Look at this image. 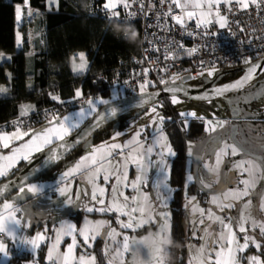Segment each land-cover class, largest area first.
I'll return each instance as SVG.
<instances>
[{"label":"snow or ice","instance_id":"obj_1","mask_svg":"<svg viewBox=\"0 0 264 264\" xmlns=\"http://www.w3.org/2000/svg\"><path fill=\"white\" fill-rule=\"evenodd\" d=\"M158 2L159 9H166V11H154L157 5L153 0H147V3H145V0H101L102 10L109 18H118L120 8H123L129 17H135L137 13H142L147 18L148 13L153 12L157 22L154 25L155 27H163L160 24L162 16L170 18L174 25L179 26L178 30L181 38L180 40H173L176 50H182L190 57L202 47H206V44L194 43L192 47H185V37L205 41L210 36H219L220 30L226 29L230 35L234 36L235 33L229 29V16L235 17L238 13H247L253 10L257 13H264V0H158ZM173 6L179 10V14H173ZM59 7L60 0H48L49 11H58ZM13 12L17 28L23 23L25 12L29 20L41 14L39 10L31 7L30 0H21V3H16ZM189 21L193 22L191 30L188 24ZM118 23L120 22L118 21ZM166 31H172V27H168ZM125 37L133 40L127 28L125 29ZM16 44L17 46L21 44L19 30L16 31ZM213 50H215V45H213ZM154 51L158 52L159 49L154 48ZM28 55L31 56L32 53H28ZM78 57L81 63L79 65L73 64L74 71L77 67L80 70L86 67L85 53L79 52ZM178 58L175 51H169L166 48L165 61ZM0 59L10 60L11 57L5 56L4 52H0ZM156 60L159 61L160 57L157 56ZM218 61L219 58L209 62L200 58L199 66L204 70L197 72L196 76L184 77L174 73L171 81L160 77L158 82L163 85V88L155 93H145L146 86L156 87L155 83L148 80L149 69L144 68L142 74H137L141 76V79H133L132 86L135 91V86L139 85L141 96L138 106H143L149 101L153 104L146 111L145 114L148 119L140 125V128L146 130L150 124L153 131L151 143H147L148 136L145 132V143L141 144V131L132 129L134 135L128 143L136 144L137 147L133 149L135 154L133 152H129L128 155L124 154V149L128 144L118 142V138L124 135L121 131L111 133L109 136L110 143L105 142L102 147L91 145L88 137L92 132L100 127V124L107 117H114L119 111L117 107L112 105L111 100L103 98L89 97L85 101L87 108L82 106L79 109L77 115L80 119H77L75 123L67 115L63 117L53 115L51 119L47 120V125L39 129L28 127L26 130H22L20 126H16L10 132L0 130V149L6 150V154L0 151V177H8L10 173L14 174L12 170L21 162L32 166L36 154L43 155L45 164L58 161L61 156L60 149L68 147L65 138L69 133L79 127L84 116L96 114L88 129L82 134L78 133V139L74 141V143L84 142L85 154L61 172L60 181H57V184H60L61 181L66 182L69 177L75 179V175L82 168L85 170L92 169L87 176L85 188L83 190L77 189L72 193L65 183L64 186H58L54 189L59 198L54 202V209L48 213L53 222L51 231L55 233V239L48 244L47 255L44 257L48 264H77V257L74 255L75 249L82 246L87 252L92 247V242L101 235V229H104L105 226H107V230L104 234L107 237L115 240L117 235L123 236L122 250L117 249L118 255L122 256L123 253L131 251L134 264H142V262L136 260L137 253L142 246L151 242L153 245L152 257L155 264H163V256L161 255L163 249L156 246V244L157 241L167 238V225L162 221H167L168 214L163 208L167 206V201L176 191H182L186 201L184 207L192 209L193 222L195 224L198 220L202 226L199 231L204 233V236L200 237L202 243H200L195 256L190 259L189 264H193V262L195 264H264V219L255 217V209L249 211L247 215L245 214V209L252 206L248 191L250 180L239 179L240 174L247 172L251 175L254 169L264 168V151L258 156L237 142L234 136L231 137L232 142L229 143L228 138L217 133V144L213 152L214 164L203 163L204 169H207L212 175L206 178L199 174V169L195 174L188 170L182 176L179 189H174L169 184L171 166L168 158L177 155L172 148L169 137L179 133L188 134L197 121L200 122L204 133H216L218 128L225 129V125L228 124L227 120L218 116L219 106L213 103L215 98L233 92L238 97H243V103L247 105H251L253 100L259 99V105L255 106L252 111L241 113V115L246 121L264 117V86L256 89L252 83L257 77L264 79V57L258 60H254L250 56L244 57L243 63L246 68L243 76L230 83L213 85L208 88L205 82L217 75L218 69L215 64ZM160 70L167 73V65ZM184 71L188 70L185 69ZM189 80L199 82L189 85L187 83ZM124 84L129 85V80H125ZM189 89H199V91L193 92ZM5 92H7V88L0 86V93ZM161 92L167 95L156 99ZM49 95L53 100H59V96L51 93ZM81 96V89L76 88L74 99L81 98ZM226 98L229 99V103H232L231 98ZM112 99H116L115 94H113ZM196 102H203L209 108L217 109V111H212L209 115L207 110L201 111V109L194 107ZM165 103L171 106H180L173 109L178 113V116H165L157 111V108L163 110ZM101 104L107 106L102 113L98 111V106ZM237 107H239V104H237ZM33 108L32 105L22 104L20 106V117H26L29 110ZM234 114H236L235 111ZM45 115L47 119V112ZM166 122L175 127L171 131H165ZM13 123L17 124L16 121ZM18 123L22 124L23 120H19ZM252 128L253 131L259 132L264 129V124L259 127L252 125ZM24 137H28V139L25 140ZM105 148L107 149L106 152L104 151ZM238 154L242 157L241 159H231L237 157ZM187 155L188 157L193 155V141L190 139L187 140ZM113 157L116 158L115 165L111 163ZM243 157L248 159L245 160ZM197 159L203 161V157L197 156ZM104 160L108 161L109 168L103 167L101 161ZM121 163H123V169L120 167ZM129 165L135 166V176L131 180H129L128 175ZM221 165L225 168L231 165L229 171L233 172V180L243 184V189H213V183H220V178L223 175ZM153 169L156 171V179L151 182V191H144V188L149 184V173ZM39 170L37 167H30L29 171L17 177L16 181L9 179L6 183L0 185V201H2L0 203V234H2L0 235V254L5 258H10L12 253L6 241L11 240L13 243L18 241L19 245H23L29 253L23 259V264H40L38 250L41 243L51 239L46 235L49 231L47 223L44 224L43 231H37L35 235L25 234V230L32 226V214L29 212L28 206H21L18 203V201L24 200L27 194H31L33 198L44 194L45 185L38 181L32 182L29 179L30 176H35ZM101 175L104 185H110L111 199H106L107 188L97 183ZM192 183H199L201 186L200 192L205 189L209 190L211 194L209 203L217 205L221 213L236 208L238 215H229L227 222H225L221 215H214L211 208L207 209V220L220 225L219 232L214 229L210 232L209 229L212 228V223H206L204 219L206 210L197 207V195H189V186ZM89 184L91 185L90 190L88 188ZM129 188L135 195H126L121 190ZM13 191H15L14 195L12 194ZM84 197L89 198V203L81 209L82 198ZM48 199L51 200V197H48ZM158 208L159 211H157ZM259 208L264 210V196L260 199ZM81 210L87 213L113 214L115 223L119 225L121 232L118 233L109 220L93 221L85 217L83 226H78V222L64 218L65 215L73 217V214L78 217ZM53 211L60 215H53ZM197 213L198 215H196ZM249 220L251 221L250 225L248 224ZM57 224H59V227L56 226ZM149 224H156L159 226L160 231L149 233L147 237H142L139 241L134 237H129L125 231L131 230L134 232ZM195 235L196 232L194 231L193 236ZM64 237H70L71 242L67 243L66 251L60 253L59 247ZM130 242L134 247H130ZM189 249L191 250V245ZM252 249H255V252L248 254L252 252ZM105 254H107V245H105ZM78 264H96V257L81 254L78 257ZM109 264H112L111 260ZM148 264H152V261H148Z\"/></svg>","mask_w":264,"mask_h":264},{"label":"trees","instance_id":"obj_2","mask_svg":"<svg viewBox=\"0 0 264 264\" xmlns=\"http://www.w3.org/2000/svg\"><path fill=\"white\" fill-rule=\"evenodd\" d=\"M16 3H21V0H0V52L11 57L10 60L0 59V86L7 88V92L0 95V124L20 117L22 104L32 103L33 112L50 106L54 100L49 93L67 98L75 93L76 88H80L84 93L101 91L106 95L109 91L105 87L100 83L93 84L94 76L98 73L111 74L120 61L128 65L134 56L139 55L140 29L137 24L110 22L100 14L89 15L90 9L99 10L101 0H60L58 11H49L47 0H30L31 7L39 10L41 14L35 17L34 51L29 56L28 53L31 51L27 24L20 29L22 46L18 48L16 44L17 30L13 12ZM126 28L134 35L133 40L124 37ZM79 52H84L89 62L86 72L82 74L74 73L71 69V59ZM239 76L240 73H235L227 76L226 80ZM169 114H172V110L167 109L166 115ZM42 125L44 124L36 127ZM111 125L102 127L94 133L91 136L94 142L108 139ZM173 127L175 126L171 123H165V131H171ZM204 135L202 126L197 121L188 134L179 133L169 137L173 150L177 153L170 165L169 183L172 188L181 187L182 176L185 174V142L189 139L198 141ZM80 152L81 147L65 160L78 157ZM63 161L39 180L54 179ZM26 165L20 163L12 170L14 174L10 173L8 177L1 178L0 182L13 177ZM195 189L190 186V192H194ZM182 194V191H176L170 202L171 234L166 264H189L187 249L189 237L183 223ZM80 216L81 213L78 217L74 214L72 218L79 223ZM102 246L103 240L99 238L90 251L94 253L98 264H108ZM81 254L85 253L80 251L79 256ZM28 255L26 252H14L8 264H23V259ZM44 257L45 247L42 245L38 257L40 264H44Z\"/></svg>","mask_w":264,"mask_h":264},{"label":"rangeland","instance_id":"obj_3","mask_svg":"<svg viewBox=\"0 0 264 264\" xmlns=\"http://www.w3.org/2000/svg\"><path fill=\"white\" fill-rule=\"evenodd\" d=\"M85 58H86V62H87L86 67L83 70H80L77 67L76 70L74 71L73 70V64L79 65L81 63V61L79 60L78 53H76L72 57L71 69L74 73L80 74V73L86 71V69L88 68V65H89L86 54H85ZM211 78L214 79L215 76L211 77ZM252 83L256 89H259V88H261V86H264V79L257 78ZM113 94L116 95V99H112ZM0 95H3V94L0 93ZM227 97L232 99V103H229L228 98H219V99H215L213 101L214 104L219 106L218 116L220 118L228 121V124L225 125V129H227V131H225V129H219L218 128L216 133H206V135H204L203 137L200 138L201 139L200 141H193V155L191 157H188V155H187V141L185 142V174L188 170H191V168L193 167L194 169H196V171H198V169H199L200 175H202L206 178L211 176L212 174L209 173L207 171V169H204L203 163L207 162L210 165L214 164L213 152H214V149H215L216 144H217V141H216L217 133L224 135L226 138H228V142L231 143L232 142L231 137L233 136L232 135L233 124H231L229 120H230L231 116L235 115L234 110L237 109L240 112L238 117H241L243 120H245L243 118V116L241 115V113L250 112L255 108V106L260 104L259 99L253 100L251 105L244 104L243 103V97H238L236 93L230 94ZM94 98L108 99V100H111V102H112V101L120 100L122 98V96L120 95V93L117 90H111L106 95L101 94V95L94 97ZM237 104H239V107H237ZM101 105H103V104H101ZM99 106H98V109H99ZM152 106H153V104H151L150 106H148L144 109L135 110L133 112H130V113L122 116L121 118L117 119L115 122L112 123L111 133H114L116 131H121L122 133H124V135H122L120 138H118V142H124V143L128 144V146L124 149L125 155H128L129 152H133V149H135L137 147L135 143H128L132 140V136L134 135V132L132 131V129H136L138 131H141V133H142V135L140 137L141 144L145 143V140H144L145 132L148 136L147 143H151V134L153 131L151 125L149 124V126L146 130L140 128V125L147 121L148 117L145 113ZM84 107L87 108V105ZM178 107H180V106H171L170 104L165 103V107L163 108V110L157 108V111H160L161 114H163L165 116H173L174 117V116H178V113L176 111H174L173 109L178 108ZM194 107L201 109V111L207 110L209 115H211L212 111H217V109L209 108V106L203 102H196L194 104ZM79 109L80 108H76L74 110L68 111V112L64 113L63 115H61L60 117L67 115L71 118V121L73 123H75L77 119H80V117L77 115L79 113ZM167 109L172 110V114L166 115ZM91 116H84L82 118V121H81L79 127L73 129L66 138H68L76 130H78ZM122 124H125L124 127H121ZM46 125L47 124H44L42 126H38L36 128H33V129H39V128L46 126ZM239 125H241V124H239ZM250 125H251L250 122H246V121L242 122L243 132L245 131V135H246L245 144H242L238 139L237 140L239 143L244 145L251 152H254L256 155L259 156L261 154V152L264 151V129L259 131V132H255V131H253V128ZM24 139L26 140V139H28V137H24ZM88 139H89L91 145L96 146V147H102L105 142L110 143L109 138L102 141V142H98V143L94 142L93 138H91V137ZM46 150L47 149H45V151ZM104 151L106 152L107 149L105 148ZM84 154H85V146L83 143L81 146L80 155L78 157H74V158H71L68 160H64L62 162V164L60 165V168L58 170L59 171L58 175L54 179L37 180L38 182H40L46 186V188H44V194L43 195H40V196L33 198L31 196V194H27L26 198L24 200H22V201H25L27 203V201H29L27 199H29V198L31 199V201H29V203L26 206H28L29 212L32 214V217H31V225L32 226L25 230V234L35 235V233L37 231H43L45 223H47V225H48L49 220H51V222H52V218L48 215V213H49V211H52L54 209V206H55L54 202L59 198L58 193H56L54 191V189L56 187L64 186L66 183L69 187V191L72 193H74L77 189L83 190L85 188V185L87 183V176L89 174V171H91L92 169L85 170L82 168L81 171L75 175V179H72L71 177H69L66 182L61 181L60 184H57V181H60V173L65 171L71 165H73L79 159V157L81 155H84ZM133 154H135V153L133 152ZM39 155H41V154H36V157H38ZM97 155L99 156V154H97ZM197 156L203 157V161L198 160ZM172 158L173 157L168 158L169 164H170V159H172ZM231 159L236 160L235 158H231ZM247 159L248 158L246 157L245 160H247ZM101 163H102L104 168L110 167L107 160L101 161ZM111 163H112V165H115V163H116L115 157L112 158ZM120 167H121V169H123V167H124L123 163H121ZM230 168H231V165H229L228 168H225L223 165H221V171H222L223 175L220 178V183H215V182L213 183V189L227 190V189L231 188V189L240 190V189L244 188L243 184H239L237 181L233 180V172L229 171ZM194 169H193V171H195ZM128 175H129V180H131L135 176V166L134 165L128 166ZM155 179H156V171H155V169H153L149 173V184L146 188H144V191H151V182ZM239 179L250 180V186L248 188V191L250 193L249 198H251V200H252V206L249 209H245V214L247 215V213L249 211H252L253 209H255V217L264 218V210H261L259 208L260 199L262 196H264V168L254 169L252 171L251 175H249V173H247V172L240 174ZM37 181H35V182H37ZM222 182H223V184H222ZM97 183H99L102 186H105L107 188L106 199H111L110 185H104L102 175L97 180ZM47 187H50L49 193L46 192ZM199 187H201V186L199 185ZM88 188H89V190L91 189L90 184L88 185ZM121 190L124 191L126 195H129V196L135 195V193H133L130 188L126 189V190L125 189H121ZM198 191L200 193L199 195L197 193H194V192H189V195L190 196L191 195H197V200H198L197 207L198 208L202 207L206 210L204 219H207V209H209V208L212 209L214 215H221L223 219L224 218L228 219L229 215H232V216L238 215L236 208H232L230 210H226L224 213H221L219 211V208L217 207V205L209 203V201L211 199V194L209 193L208 189H205L203 192H200V189L198 188ZM48 197H51V200H49ZM171 198H172V196L167 201V206L163 208V210L168 214L167 221H162V223H166V225H167V228H166L167 238H163L159 242L157 241V244H156V246L162 247V249H163V251L161 253V255L163 256V264H165V257L167 255V251H168L167 246H168V241H169L170 234H171V211H170V200H171ZM245 199H248V198H245ZM88 203H89L88 197L82 198L81 209H83V206L85 204H88ZM185 203H186V201L183 197V206L185 205ZM237 203H239V202H237ZM159 210L160 209L158 208L157 211H159ZM80 213H82V214L80 216V219H79L80 222L78 223V226H83V221H84L85 217H87L89 220H93V221H95V220H109L112 222V227L115 228L118 233L121 232L119 225L115 223V216L111 213H109V214H100V213L95 214V212L94 213H87V212H84L83 210H81ZM18 215H21V214H18ZM53 215H60V214L53 211ZM137 215H139V214L137 213ZM196 215H198V213ZM186 216H187L186 221L190 220V218L193 216L191 208H187V209L185 208V217ZM248 223H250V220L248 221ZM52 225H53V222H52ZM199 226H200V224L197 225L196 227L200 228ZM48 228H49V226H48ZM194 229H195V227H194ZM106 230H107V226H105L104 229H101V235L98 236L96 238V240L92 242V247H93L94 243L99 238H101L103 240L102 248H103L104 254H105V245H107V254H105V257H106V261L108 264H109L110 260L112 261V264H134L131 251H129L127 253H123L122 256L117 254L118 248L122 250L123 236L117 235L115 237V240H114L113 238L107 237L104 234L106 232ZM125 231L129 235V237H134L137 241H139L142 239V237H147L149 235V233H158L160 231V229H159V226H157L156 224H149V225H145L143 228L137 229L134 232L131 230H125ZM46 235L48 237H50L51 239L42 242L40 248L44 244L45 252L47 255V246H48V244H50L54 241L55 233L52 234L48 231L46 233ZM78 239H80V238H78ZM9 241H10V243H12L14 245V248L16 251H18V252L25 251L26 253H28V250L23 245H19L18 241L16 243H13L11 240H9ZM117 242H119V243H117ZM130 247H134V245H131V242H130ZM91 248H89L87 250V252H85V250L82 246H79L75 249L74 255L77 257V264H78L79 251L84 252L85 255H94V253L92 251H90ZM198 248L199 247L195 246V245H193V247H191L192 253H194V255L196 254V251ZM39 250H38V257H39ZM77 251H78V254H77ZM152 251H153V245L151 244V242L145 244L144 246H142L140 248V250L138 252L139 259L141 261H146V262L152 261V264H155V261L153 260V257H152ZM7 259H9V258H5L4 256L2 258H0V264H6ZM45 262H46V264H48V262L46 260H45ZM96 264H97V261H96Z\"/></svg>","mask_w":264,"mask_h":264},{"label":"built area","instance_id":"obj_4","mask_svg":"<svg viewBox=\"0 0 264 264\" xmlns=\"http://www.w3.org/2000/svg\"><path fill=\"white\" fill-rule=\"evenodd\" d=\"M157 5L154 11H166V9H159L158 0H153ZM147 3V0H145ZM174 8L173 14H179V10ZM134 10V9H133ZM120 16L118 18H109L102 10V5L98 11L89 10V15L95 16L100 14L104 19L110 22H121L124 24L135 25L137 24L140 29V51L138 56H134L128 65L123 62H119L118 66L111 74L98 73L93 78V84L100 83L108 91L117 90L123 98L135 97L141 94L139 85L135 86L133 90L132 80L141 79L139 74H142L144 68H148V80L155 83L156 87L148 85L145 87V92L162 89L163 85L159 84V78L164 77L166 80L171 81L173 74H179L187 77L189 75L196 76L197 72L204 69L199 66V59L203 58L206 62L215 61L219 58V61L215 64L218 69V73L226 70L237 69L244 67V57H252L254 60H258L264 57V13H257L256 11L241 12L235 17L229 16L228 25L231 32L235 33L234 36L229 34V31L220 30L219 36H210L205 41L193 40L192 38L185 37V47H192L196 44H206V47H202L193 56L186 55L182 50H176L173 40H180L179 26L174 25L170 18L161 17L160 24L163 27H155L156 19L153 12L148 13L146 18L142 13H137L135 17H129L123 8L119 9ZM147 11V9H146ZM192 21H189L190 26ZM168 27H172V31H166ZM215 31V29H213ZM134 36V35H131ZM125 37V36H124ZM126 38V37H125ZM251 42V43H250ZM215 45V50H213ZM154 48L159 51H154ZM166 48L169 51H175L178 59L168 61L164 60L166 55ZM159 56L160 60L157 61L156 57ZM139 61V63H138ZM167 65L168 72L165 73L160 69ZM187 69L188 71H184ZM129 80V85H125L124 81ZM213 78H209L208 83ZM199 81L189 80L187 83L193 84ZM177 83H179L177 81ZM81 98L74 99L75 93L67 98H61L54 100V102L39 111L28 112L26 117H17L9 122L0 124V130L13 131L16 126H20L22 130H26L28 127L34 128L40 124H47V120L51 119L53 115L61 116L63 113L86 106L85 101L89 97H97L102 94L101 91L95 93H84L82 90ZM47 112V119L45 113ZM176 117V116H174ZM23 120L22 124H19V120ZM16 121L17 124L13 122ZM2 235V234H0ZM13 255L14 252H11Z\"/></svg>","mask_w":264,"mask_h":264},{"label":"water","instance_id":"obj_5","mask_svg":"<svg viewBox=\"0 0 264 264\" xmlns=\"http://www.w3.org/2000/svg\"><path fill=\"white\" fill-rule=\"evenodd\" d=\"M245 68H246V66L241 67V68H237V69H231V70H226L224 72H221V73L217 74L212 81L206 83V87L211 88L213 85H216V83H217V81L219 79L224 78V77L229 76V75H232V74H235V73H240L239 77H241V76L244 75ZM238 78H236V79H238ZM257 78H259V77H257ZM230 82H228V83H230ZM158 90L159 89L153 90V91H148V92H145V93H155ZM189 90L193 91V92L199 91V89H195V90L189 89ZM230 94H233V92L226 93L225 96L217 97L215 99L226 98ZM166 95H167L166 93L161 92L160 96L156 97V99H160L161 97H164ZM140 96H141V94H139L138 96H135V97L123 98V99H120V100L112 101V105L119 109V111L117 112L116 116L107 117V119H105L100 124V127L96 128L95 131L92 132V134L88 138H90L94 133H96L102 127H105V126H107L109 124H112L117 119L121 118L122 116H124V115H126V114H128L130 112H133L135 110L144 109V108H146V107H148V106H150L152 104V102L149 101V102L145 103L143 106H138L139 105ZM106 107L107 106L102 105L98 109V111L102 113V112L105 111ZM95 115L96 114H93L78 130H76L72 135H70L68 138H66V140L68 142V147L66 149H60L61 156H60V159L58 161L49 162V163L45 164L44 157L41 154L38 157H36V159H34L32 166L26 165L18 173H16L13 177H11L9 179H11L13 181H16L17 177H20L21 175L26 174L29 171L30 167H33V166L39 168L40 170L35 176H30L29 179L32 182H35V181L39 180L40 178H42L53 167H55L58 163H60L61 161L65 160L70 154L74 153L79 147L82 146V144L84 143L83 141H81L80 143H74V141L78 139V133L82 134L84 131H86L88 129V127L92 124ZM233 136H234L235 140L238 142L236 136L235 135H233ZM9 179L0 182V185L6 183ZM12 194H15V191H13ZM0 203H2V201H0Z\"/></svg>","mask_w":264,"mask_h":264},{"label":"crops","instance_id":"obj_6","mask_svg":"<svg viewBox=\"0 0 264 264\" xmlns=\"http://www.w3.org/2000/svg\"><path fill=\"white\" fill-rule=\"evenodd\" d=\"M47 4H48V0H47ZM35 17L36 16H34L31 20H29L28 19V17H27V14H26V12H25V14H24V19H23V23L22 24H20L19 25V28H17V24H16V30H19V32H20V35H21V44L19 45V46H17L18 48H20L21 46H22V32L20 31V29L23 27V25L24 24H27V33H28V38H29V45H30V51H31V53H33V51H34V44H35V28H34V23H35ZM87 70V69H86ZM86 72V71H85ZM82 73H84V72H82ZM82 73H80V74H82ZM24 105H32L33 106V104L32 103H25ZM34 109V108H33ZM33 109L32 110H29V112H33ZM235 111V115H233V116H231V118H230V123L231 124H233V128H232V134L233 135H235L236 136V138L242 143V144H245V141H246V139H245V137H246V135H245V131L243 132V128H242V124L241 125H239L240 124V122H239V114H240V112L237 110V109H235L234 110ZM205 135H206V133H205ZM201 140V139H200ZM200 140H198V141H200ZM0 151H3V152H5V154H6V150H3V149H0ZM242 157L238 154L237 155V157H235V159L237 160H239V159H241ZM246 157H243V159H245ZM171 160L172 159H170V165H171ZM22 163H24V162H22ZM20 164V163H19ZM18 164V165H19ZM17 165V166H18ZM16 166V167H17ZM193 166V165H192ZM193 168V167H192ZM191 168V171L195 174V173H197V171H196V169H194L195 171H193V169ZM1 178H3V177H1ZM0 178V179H1ZM222 184H223V182H222ZM190 186H193V187H195L196 189H195V191H194V193H197L198 195L200 194L199 193V191H198V188L200 189V187H199V183H192ZM189 186V187H190ZM45 188H46V186H45ZM50 187H47V189H46V192L47 193H49L50 192V189H49ZM53 191V190H52ZM172 198H173V195H172ZM172 198H171V200H172ZM27 200H29V201H31V199L29 198V199H27ZM171 200H170V202H171ZM29 201H27V203L25 202V201H18V203L21 205V206H26L28 203H29ZM82 214V213H81ZM95 214H97V213H95ZM74 215V214H73ZM64 218L65 219H71L73 222H76L75 221V219L74 218H72V217H68V216H64ZM257 219H259L260 217H256ZM260 219H264V218H260ZM187 220V216L185 217V207H184V218H183V223H184V228H185V231L187 232V234H188V237H189V241H188V244H187V249H188V262L190 261V259H192L195 255H194V253H192V250H190L189 249V246L191 245V247H193V245H195V246H200V243H202V241H201V239H200V237H202V236H204V233L203 232H201V231H199V229L202 227L201 225L199 226L200 228H198V227H196L197 225H199V221L197 220L196 222H195V224H194V222H193V219H192V217L190 218V220H188V221H186ZM224 220H225V222H227V218H224ZM205 221H206V223H212V228H210L209 229V231L211 232L213 229L215 230V231H217V232H219L220 231V225L218 224V223H215V222H209L207 219H205ZM80 222V221H79ZM251 222V221H250ZM249 225H250V223H248ZM48 226H49V232L50 233H54V232H52L51 231V229H52V227H53V225H52V222H51V220H49V222H48ZM57 227H59V224H57L56 225ZM194 227H195V229H194ZM194 230H195V232H196V235L195 236H193V232H194ZM235 230V229H234ZM257 232H258V230H257ZM65 238V239H64ZM62 240H61V244H60V247H59V251H60V253H64L65 251H66V248H67V243H70L71 242V238L70 237H64ZM54 239H55V236H54ZM7 243H8V246H9V249H10V251L12 252H15V253H23V252H25V251H22V252H18V251H16L15 250V248H14V245L12 244V243H10V241L9 240H7L6 241ZM242 242V241H241ZM44 245V244H43ZM80 252V251H79ZM253 252H255V249H252V252H249L248 254H252ZM77 254H78V251H77ZM45 256H46V252H45ZM3 257V255L2 254H0V258H2ZM10 259V258H9ZM9 259H7L6 261H7V263L6 264H8V261H9ZM165 261H166V257H165ZM44 264H46V262H44ZM98 264V263H97ZM165 264H166V262H165ZM193 264H195V262H193Z\"/></svg>","mask_w":264,"mask_h":264},{"label":"flooded vegetation","instance_id":"obj_7","mask_svg":"<svg viewBox=\"0 0 264 264\" xmlns=\"http://www.w3.org/2000/svg\"><path fill=\"white\" fill-rule=\"evenodd\" d=\"M227 77V76H226ZM226 77L221 78L217 81L216 85H221V84H225L228 83L232 80H235L236 78L232 79V80H226ZM238 78V77H237ZM239 122L240 124H242V122L246 121L243 120L241 117H239ZM246 122H250V126L252 127V125H256L257 127L261 126L262 124H264V117H261L260 119H255V120H247ZM263 130V129H262Z\"/></svg>","mask_w":264,"mask_h":264},{"label":"clouds","instance_id":"obj_8","mask_svg":"<svg viewBox=\"0 0 264 264\" xmlns=\"http://www.w3.org/2000/svg\"><path fill=\"white\" fill-rule=\"evenodd\" d=\"M136 260L142 262V264H148V262H146V261H141V260L139 259V255H138V253H137Z\"/></svg>","mask_w":264,"mask_h":264}]
</instances>
